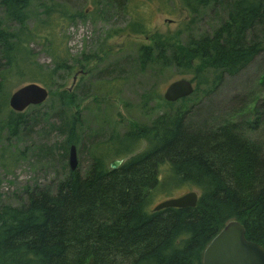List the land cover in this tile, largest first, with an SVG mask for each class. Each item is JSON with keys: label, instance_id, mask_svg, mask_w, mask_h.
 <instances>
[{"label": "trees", "instance_id": "obj_1", "mask_svg": "<svg viewBox=\"0 0 264 264\" xmlns=\"http://www.w3.org/2000/svg\"><path fill=\"white\" fill-rule=\"evenodd\" d=\"M29 2L0 0V128L12 138L27 130L29 120L10 109L9 83L22 79L47 88L48 99L56 96L60 113L68 115L74 96L52 88L75 64L85 67V58L69 55L66 30L116 7L127 9L130 0H103L92 14L51 4L31 26ZM181 4L191 15L189 25L207 8L222 10L224 16L206 34L180 30L186 34L184 43L179 34H153L149 45L138 47L137 60L142 69L174 68L180 75H190L193 93L178 100L180 106L163 99L164 111L148 124L110 136L90 153L85 171H70L55 192L36 186L24 190L25 199L17 205L0 203V264H202L205 248L229 221L239 222L245 238L264 249L263 148L244 141L234 120L215 130H188L187 113L181 108L192 95L202 89L211 93L264 54V0H181ZM131 16L116 34H147L146 25ZM34 43L51 65L35 61L30 48ZM70 118L61 129L67 134L66 148L75 143L73 133L81 126L79 115ZM139 150L116 169L110 168L111 161ZM162 165L169 173L161 181ZM167 179L171 187L193 186L199 192L196 206L152 212L149 200L155 190L162 191Z\"/></svg>", "mask_w": 264, "mask_h": 264}, {"label": "rangeland", "instance_id": "obj_2", "mask_svg": "<svg viewBox=\"0 0 264 264\" xmlns=\"http://www.w3.org/2000/svg\"><path fill=\"white\" fill-rule=\"evenodd\" d=\"M101 1L30 0L28 24L31 26L42 10L51 4L72 13L80 10L92 14L95 5ZM131 14L146 25L147 34H116L131 21ZM2 15L0 8V17ZM97 16L85 22L77 21L66 30L69 55L81 60L85 58V67L75 64L69 75L57 79V85L52 88L56 92L66 89L74 96L68 115L60 113L54 103L57 97L52 96L49 100L48 92V98L42 105L29 107L23 112L29 120L27 130L12 138L5 128H0V203L17 205L25 199L24 190L36 186L55 192L56 184L70 172L68 156L71 145L75 146L76 169L83 173L89 165L90 153L110 136L122 135L136 124H148L163 112L165 88L179 79L191 81V76L180 75L174 68L142 69L137 60L138 47L149 45L153 34L165 37L179 34L178 40L184 43L186 34L180 30L194 36L209 33L224 13L207 8L189 25L191 15L181 0H130L127 9L116 7L111 13ZM30 48L37 63L43 66L52 64L41 46L34 43ZM70 62L72 65L75 63ZM107 80L112 84H107ZM29 83L33 82L13 79L7 86L9 96ZM180 103H175V106H180ZM181 105L187 113L185 126L188 130H215L224 121L234 120L239 125L240 137L264 150V54L237 76L224 79L211 93L207 94L202 89ZM75 114L79 115L81 126L73 133L75 143L66 148L63 142L67 134L61 131L64 128L62 124L66 120L72 121L70 115L73 117ZM241 138L239 140L243 141ZM144 147L145 143H142L141 149ZM140 151L118 160L117 167ZM160 170L162 181L169 170L165 165ZM163 183L162 191L155 190L149 200L150 210L165 200L189 192L199 194L193 186L177 184L171 187L172 182L168 179Z\"/></svg>", "mask_w": 264, "mask_h": 264}, {"label": "water", "instance_id": "obj_3", "mask_svg": "<svg viewBox=\"0 0 264 264\" xmlns=\"http://www.w3.org/2000/svg\"><path fill=\"white\" fill-rule=\"evenodd\" d=\"M194 85L186 79L171 82L164 90L163 99L168 103L189 97ZM48 98V91L36 83L26 84L14 91L8 99L10 109L16 113L24 112L28 107L42 105ZM120 161H113L110 168L116 169ZM68 165L70 171L76 170L75 146L69 148ZM198 201L196 192L165 200L152 208L157 212L168 208H194ZM87 264H91L89 261ZM202 264H264V249L259 244L245 238L243 226L237 221H229L210 241L203 252Z\"/></svg>", "mask_w": 264, "mask_h": 264}, {"label": "flooded vegetation", "instance_id": "obj_4", "mask_svg": "<svg viewBox=\"0 0 264 264\" xmlns=\"http://www.w3.org/2000/svg\"><path fill=\"white\" fill-rule=\"evenodd\" d=\"M115 161H118V160H115Z\"/></svg>", "mask_w": 264, "mask_h": 264}]
</instances>
